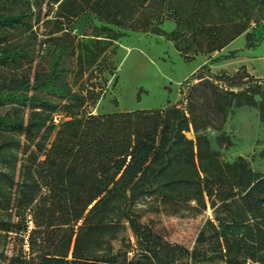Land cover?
<instances>
[{
	"label": "trees",
	"instance_id": "obj_1",
	"mask_svg": "<svg viewBox=\"0 0 264 264\" xmlns=\"http://www.w3.org/2000/svg\"><path fill=\"white\" fill-rule=\"evenodd\" d=\"M87 14L99 24L78 39L74 23ZM263 22L264 0H0V237L19 244L0 260L264 264V172L242 155L223 158L207 134L243 105L264 123V77L245 65L210 69L257 45ZM115 28L162 35L186 60L241 34L245 42L181 81L184 105L91 113L95 88L76 89L69 76L93 77L123 34ZM55 111L67 117L57 126ZM215 139L232 144L223 131ZM145 198L174 213L210 208L212 217L187 247L140 221L135 207ZM126 227L134 241L121 237L115 247Z\"/></svg>",
	"mask_w": 264,
	"mask_h": 264
},
{
	"label": "rangeland",
	"instance_id": "obj_2",
	"mask_svg": "<svg viewBox=\"0 0 264 264\" xmlns=\"http://www.w3.org/2000/svg\"><path fill=\"white\" fill-rule=\"evenodd\" d=\"M98 24L99 22L90 14L81 16L74 23L77 38L89 39L84 33L92 32L91 26ZM161 26L165 30H171L174 23L165 20ZM115 29L123 31V34L115 38L106 52H103L105 54L101 62L91 67L93 77L86 81L87 72L82 76L78 74L69 76L70 83L76 89L84 84L95 88L97 98L93 102L89 101L85 109L91 113H103L161 107L174 102L184 105L185 99L179 91L181 81L198 66L209 61L212 58L211 54L199 53L186 60L173 46L172 41L162 35L150 31ZM260 32L264 34V24L257 31ZM244 42V34L236 37L232 40V50L242 48ZM229 51L231 50L225 48L212 55L216 57ZM76 63L74 59V71ZM240 65H245L247 70L250 69V73L264 77V35L257 45L241 49L234 58L212 63L210 69L214 73L233 72ZM220 131L229 135L232 141L230 146L217 144L215 136ZM220 131L208 128L207 134L212 147L219 150L223 158L231 160L237 155H242L253 169L264 172V123L259 119L256 108L246 105L233 107ZM135 210L140 216V221L163 238L187 247L194 244L205 220L212 217L210 208L200 213L188 211L174 213L164 209L158 200L152 198L140 199ZM121 237L134 241L131 230L126 227L114 241L115 247L119 246ZM18 246L19 244L11 239L6 241L0 237V258L17 250ZM0 264H6V261L0 260Z\"/></svg>",
	"mask_w": 264,
	"mask_h": 264
},
{
	"label": "built area",
	"instance_id": "obj_3",
	"mask_svg": "<svg viewBox=\"0 0 264 264\" xmlns=\"http://www.w3.org/2000/svg\"><path fill=\"white\" fill-rule=\"evenodd\" d=\"M66 118V115L61 111H55L51 115V121L56 126L59 125V123Z\"/></svg>",
	"mask_w": 264,
	"mask_h": 264
},
{
	"label": "crops",
	"instance_id": "obj_4",
	"mask_svg": "<svg viewBox=\"0 0 264 264\" xmlns=\"http://www.w3.org/2000/svg\"><path fill=\"white\" fill-rule=\"evenodd\" d=\"M263 24H264V22H263ZM262 24V25H263ZM242 35V34H241ZM240 36V35H239ZM238 36V37H239ZM231 45H232V41L228 44V45H226L224 48H222L220 51H222L223 49H225V48H228V49H230V50H232L233 48H231ZM216 52H218V51H216ZM212 54H214V52L213 53H211V56L213 57L214 55H212ZM207 55H209V54H207ZM208 60V59H207ZM204 62V61H203ZM249 70V72H250V69H248ZM255 76H259V75H255Z\"/></svg>",
	"mask_w": 264,
	"mask_h": 264
},
{
	"label": "water",
	"instance_id": "obj_5",
	"mask_svg": "<svg viewBox=\"0 0 264 264\" xmlns=\"http://www.w3.org/2000/svg\"><path fill=\"white\" fill-rule=\"evenodd\" d=\"M185 135H186V137H188V138H191V137H192V134H191L190 131H186V132H185Z\"/></svg>",
	"mask_w": 264,
	"mask_h": 264
}]
</instances>
